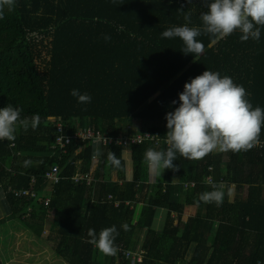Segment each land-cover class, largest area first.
Wrapping results in <instances>:
<instances>
[{"label": "trees", "instance_id": "16d2710c", "mask_svg": "<svg viewBox=\"0 0 264 264\" xmlns=\"http://www.w3.org/2000/svg\"><path fill=\"white\" fill-rule=\"evenodd\" d=\"M205 11V0H15L12 11L4 9L0 108L11 104L21 109V118L40 116L35 131L18 130L14 142L0 141L6 221H18L32 237L46 229L36 245L46 247L53 261L114 264L117 255L118 264H131L125 254L133 253L143 257L133 264H178L188 243L181 264H264V125L252 149L213 152L198 161L177 154L176 170H165L161 178L151 176L143 161L148 148L166 151V114L179 107L185 83L206 70L230 77L244 87L253 108L264 109V27L259 40L244 42L238 30L214 43L202 33L196 38L204 45L199 56L183 54L178 37L162 38L163 31L185 25L186 13L189 27L202 28ZM73 89L89 94L91 102L78 103ZM84 126L128 146L76 138L64 152L52 149L57 137H74ZM145 134L157 138L134 142ZM97 146L102 154L94 159ZM122 150L128 152L130 177L125 153L121 168L107 163L109 151L119 158ZM55 166L61 182L46 188L42 177ZM76 174L89 184L74 183ZM221 182L222 205L199 201ZM22 190L35 195L24 221L26 204L14 194ZM49 194V206L41 208L39 199ZM192 208L193 216L185 215ZM159 216L161 239L153 249ZM113 225L118 250L106 256L87 233Z\"/></svg>", "mask_w": 264, "mask_h": 264}, {"label": "clouds", "instance_id": "9594fccd", "mask_svg": "<svg viewBox=\"0 0 264 264\" xmlns=\"http://www.w3.org/2000/svg\"><path fill=\"white\" fill-rule=\"evenodd\" d=\"M205 5L207 11L200 14L202 28L189 27L191 14L186 13L185 25L173 26L163 31L162 38H180L184 45L181 52L195 56L204 51L203 43L196 39L202 33L212 37L213 43L237 30L242 33V42L250 38L259 40L260 29L264 27V0H205ZM14 7L15 0H0V20L4 19L5 8L12 11ZM103 39L108 41L111 37L104 35ZM70 94L77 97L78 103L91 102V96L87 93L81 94L78 89L71 90ZM246 95L244 87L235 84L230 77H221L218 72L209 70L185 83L184 91L179 94V107L168 112L165 117L168 129L165 135L166 151L148 148L144 153L143 161L149 174L161 178L165 170H176L173 162L177 154L184 159L198 161L213 152L237 153L257 146L260 143L261 127L264 125V109L259 106L253 108L245 98ZM172 103L176 104V101L173 100ZM39 124L38 114L21 118V109L8 104L0 108V141L14 142L18 130L27 132L31 128L35 131ZM119 143L117 141V145ZM9 146H12L11 143ZM101 154L100 148L94 147L93 158H98ZM123 156V150L119 158L109 151L108 165L121 168ZM45 184L46 188L57 186L48 185L46 182ZM211 187V191L200 194L199 201L222 205L226 194L225 185L221 182L212 184ZM193 188H197V185L194 184ZM228 195H231V189H228ZM121 227L125 231L128 229L127 224ZM87 235L90 238L88 242L100 253L106 256L116 254L118 249L114 241L119 233L115 225L102 229L98 235L94 229H89ZM126 254L133 255L140 262L141 254ZM129 259L131 264L135 262Z\"/></svg>", "mask_w": 264, "mask_h": 264}, {"label": "rangeland", "instance_id": "374dc122", "mask_svg": "<svg viewBox=\"0 0 264 264\" xmlns=\"http://www.w3.org/2000/svg\"><path fill=\"white\" fill-rule=\"evenodd\" d=\"M45 54V53H44ZM42 67V66H41ZM126 155L124 156V160H126V163L128 164L126 168L128 167L129 169V177H130V160L128 156V152H124ZM127 173V169H126ZM127 176V175H126ZM128 177V178H129ZM151 180H153L151 178ZM1 186V185H0ZM24 210V209H23ZM195 212V208L190 209L188 213L185 215L193 216ZM10 215V210L4 200L3 195H0V221H4L0 225V262L3 264H64L62 262H56L53 261L51 258V254L48 252V250H42L41 248L36 247V244L39 243V240H43L46 238L48 231L46 229H37L35 231L36 236L32 238L27 239V242H24L23 239V234L16 235L17 230H23L21 227V224L18 221H6L7 217ZM160 217V216H159ZM159 217L157 218L158 221L155 222V228H156V239L153 243L152 248L155 249L157 248V240L160 241L161 236H160V231L162 229V224L159 223ZM183 227V224L180 226V228ZM15 234V235H14ZM30 237L32 233H29ZM13 238H19L18 240L15 241ZM21 239V241H20ZM32 241H35V243H31ZM189 244L184 243L180 249L179 255H178V260L179 263L181 264L182 260H185L187 250L189 251ZM45 249V248H44ZM41 251L42 257L37 255L38 251ZM48 254V255H47ZM150 256L148 257L149 259L153 258V255L149 254ZM118 256L115 255L114 258V264H118ZM140 262L143 260L142 256H139Z\"/></svg>", "mask_w": 264, "mask_h": 264}, {"label": "built area", "instance_id": "2783aa9c", "mask_svg": "<svg viewBox=\"0 0 264 264\" xmlns=\"http://www.w3.org/2000/svg\"><path fill=\"white\" fill-rule=\"evenodd\" d=\"M60 129L58 128V132ZM76 138H79L81 140H85V139H92V144L97 145L100 141L102 142V144L104 146H112V145H117V142H113L112 140H107V139H102L99 133L94 134L89 127L84 126L83 130L79 133H77L76 136L74 137H62L59 136L55 139V145L52 149L58 147L60 149L61 152H64L65 150V146L66 144L69 143L70 140H75ZM151 139V142L153 140H155L157 138V136H150L149 134H145V136L142 138L141 136H138L136 138V140L134 142H139L142 139ZM119 145H123L124 148H126L127 143H119ZM126 150V149H125ZM43 179L44 181L48 184V185H58L61 182V176H60V169L59 167H52L50 168L48 171H46L43 175ZM73 182L74 183H78L79 181H87V185L89 184V180L87 178V176H83L81 174H76L73 177ZM210 184V183H209ZM192 187H194V185H192ZM34 191H18V192H14V194L21 199V201H23L26 204V207L24 208V213L25 216L22 218V221L28 219L31 216L32 210L30 208H27L30 206V204H32V200L35 198V195L33 193ZM111 197H108V200H110ZM49 197L44 198V199H39L38 203L41 206V208H47L49 205ZM115 206H117V204H115ZM127 259L131 258L132 261L135 260V257L131 254H126L125 255Z\"/></svg>", "mask_w": 264, "mask_h": 264}, {"label": "crops", "instance_id": "0c3cea01", "mask_svg": "<svg viewBox=\"0 0 264 264\" xmlns=\"http://www.w3.org/2000/svg\"><path fill=\"white\" fill-rule=\"evenodd\" d=\"M224 154V153H223ZM2 194V190H1V187H0V195ZM3 195V194H2ZM8 218V217H7ZM161 219V217H159V220ZM157 221H158V219H157ZM159 223H161V220H160V222ZM21 227L23 228V230H17V232H16V235H18V233L20 234V235H22L23 236V239L22 240H24V242H27V239H29V238H32V234H31V237H30V234L29 233H31L30 232V230H26L22 225H21ZM15 235V234H14ZM13 239H15V241L16 240H18L19 238H13ZM32 240H33V238H32ZM31 240V243H34L35 241H32ZM20 241H21V239H20ZM36 247H37V249L38 248H41L42 250H47L46 249V247H42V246H40V245H36ZM45 248V249H44ZM42 250H40V251H38L37 252V255L38 256H40V257H42V253H41V251ZM188 251V250H187ZM48 255V254H47Z\"/></svg>", "mask_w": 264, "mask_h": 264}]
</instances>
